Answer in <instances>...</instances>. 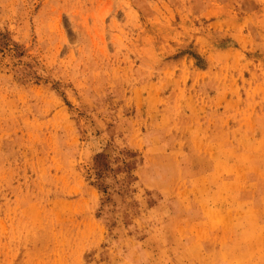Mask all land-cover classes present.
Segmentation results:
<instances>
[{
  "label": "rangeland",
  "instance_id": "rangeland-1",
  "mask_svg": "<svg viewBox=\"0 0 264 264\" xmlns=\"http://www.w3.org/2000/svg\"><path fill=\"white\" fill-rule=\"evenodd\" d=\"M0 32V264H264V0H0Z\"/></svg>",
  "mask_w": 264,
  "mask_h": 264
},
{
  "label": "trees",
  "instance_id": "trees-1",
  "mask_svg": "<svg viewBox=\"0 0 264 264\" xmlns=\"http://www.w3.org/2000/svg\"><path fill=\"white\" fill-rule=\"evenodd\" d=\"M6 39H7V41H6ZM10 40L11 39L7 35V32H0V49H1L2 46L6 45V44L8 45ZM97 172H99V171L93 172L92 171V167L87 168V178L91 181V183H96L97 185H99V187H102L100 185V183L97 182V179H96L97 176H95L97 174ZM93 176L95 177V179L92 178Z\"/></svg>",
  "mask_w": 264,
  "mask_h": 264
}]
</instances>
